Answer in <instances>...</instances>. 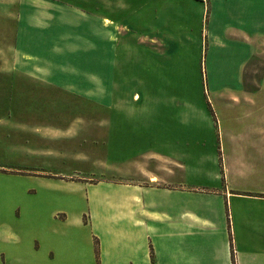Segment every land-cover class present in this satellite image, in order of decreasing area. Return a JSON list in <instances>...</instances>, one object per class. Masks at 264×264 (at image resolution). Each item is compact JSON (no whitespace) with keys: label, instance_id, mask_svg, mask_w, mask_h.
I'll list each match as a JSON object with an SVG mask.
<instances>
[{"label":"crops","instance_id":"obj_1","mask_svg":"<svg viewBox=\"0 0 264 264\" xmlns=\"http://www.w3.org/2000/svg\"><path fill=\"white\" fill-rule=\"evenodd\" d=\"M15 4L13 44L18 50L34 41L48 45L57 36L75 48L72 61L89 68L78 76L91 79L92 88L98 89L104 78L100 63L108 64L107 77L153 79L154 87L129 91L139 96L140 109L157 94L158 102L165 95H194V78L203 77L199 105L211 110L215 100L225 110L238 109L230 121L243 129L228 133L219 120L221 153L141 155L154 159L156 169L141 163L132 172L141 179L114 182L94 180L81 168L83 152L77 146L84 141L82 131L74 136L72 159L52 156L47 147L37 150L35 140L15 141L12 130L9 143L0 141V264H152L151 254L153 264H232V256L234 264H264V67L259 68L264 65V0ZM100 41L114 54L100 55ZM28 56L24 62L34 61ZM14 63L9 73L18 75V58ZM248 72L249 87L244 81ZM190 100L182 102L189 106ZM162 109L159 105L158 123L124 118L122 131L108 132L105 139L112 143L121 134L128 142L189 143L200 130L203 139L205 132L214 139L210 115L200 122L190 118V109L186 115L174 105L163 114ZM243 110L252 113L239 114ZM95 131L92 141L100 137ZM190 159L191 167L185 165ZM52 161L62 167H53Z\"/></svg>","mask_w":264,"mask_h":264},{"label":"rangeland","instance_id":"obj_2","mask_svg":"<svg viewBox=\"0 0 264 264\" xmlns=\"http://www.w3.org/2000/svg\"><path fill=\"white\" fill-rule=\"evenodd\" d=\"M15 2L16 0H0V141L9 143L12 138L10 137L11 132L15 130V137L13 136L15 141L35 140L37 147L38 145L39 147H47L52 156L58 155L61 158L70 157L74 159V152L76 151L74 150L76 146L74 136L79 130L85 136L84 141L77 146V150L83 152L84 166L81 168L91 173L94 180L138 181L141 178L132 172L138 170L139 164L142 163L152 171L156 169L154 159H143V157L138 156L145 154L165 155L171 151H188L198 154L204 152L221 153L219 120L222 122L223 131H228V133L234 134L237 130L243 129L235 127L234 123L231 122L237 117L238 109L228 106L225 110L224 105L215 100L213 101L214 108L211 110L207 106L199 105L201 88L205 93L203 77L194 78V87L197 90L194 91V95L180 94L172 98L165 95L162 96V101L158 102L157 94L151 96L146 106L140 109L139 96L135 97L133 94H129V91L140 85L154 87L155 80L153 79L143 83L134 79L125 82L118 76L115 78L107 77L106 67L108 64L100 63V72L103 71L104 78L100 76L98 89L95 88L96 85H93L92 88L91 79L78 76L80 71H89V68L86 70L79 59L78 62L76 61L77 63H74L70 54L75 48L64 46L57 36L49 41L48 45L34 41L29 46L23 45L18 50L13 44L14 25L12 16L17 9ZM102 44L103 42L100 44V55L114 54L112 49H107ZM25 53L26 55H24ZM28 54L33 56L31 59L34 61L24 62L25 57H29ZM17 58L19 74L13 75L9 73V70L12 65H15L14 60ZM262 66L264 67V65L259 64V68ZM121 69V64H117L116 71L121 72ZM246 74L248 75L245 76L244 81L246 82L245 85L249 87L252 78L249 72ZM176 75L179 73L176 72ZM256 80L255 78L254 81L256 82ZM176 81L183 85L181 79ZM234 81L233 79L232 82L234 83ZM94 82L95 80H93ZM124 83L126 89H123ZM182 99H191L189 106H185ZM159 105L163 107L162 114L166 112L165 109H169L172 105L176 111L185 115L190 109L192 112L190 118H195L200 122L208 119L210 115L216 125L214 139L210 141L211 138H208L206 132L203 139L201 130L198 133V139L191 140L189 143L181 140L177 143L141 142L138 140L128 142V138H124L121 134L115 137V141L113 140L114 137L112 139L111 136L109 139L113 140L112 143L105 139V137L108 138V132L111 134L114 131L115 134L116 131L117 133L122 131L121 124L124 118L134 120L147 118L158 123ZM244 112L248 116L252 113L251 110H243L239 114L244 115ZM97 124L100 125L98 128L96 127ZM97 129L100 131V137L97 141H92L91 136L98 134L95 131ZM204 140L208 141L204 142ZM39 147L37 150H40ZM128 152L133 154L131 155L133 156L132 159H128ZM1 154L0 152V157ZM112 154H114L113 158L110 156ZM5 159L10 160L9 154ZM182 161L178 160L179 163ZM192 161L191 159L188 163L185 161V165L191 167ZM50 163L55 168L62 167L61 164H56L53 161ZM124 165L127 166L126 171L122 170ZM110 166L113 167L111 172H102ZM75 167V170L80 169L76 165ZM63 168L69 171L70 166L67 165ZM132 168L134 170H131ZM222 177L225 185L224 173Z\"/></svg>","mask_w":264,"mask_h":264},{"label":"trees","instance_id":"obj_3","mask_svg":"<svg viewBox=\"0 0 264 264\" xmlns=\"http://www.w3.org/2000/svg\"><path fill=\"white\" fill-rule=\"evenodd\" d=\"M151 263L153 264V257H152V254H151ZM232 264H234L233 256H232Z\"/></svg>","mask_w":264,"mask_h":264},{"label":"bare ground","instance_id":"obj_4","mask_svg":"<svg viewBox=\"0 0 264 264\" xmlns=\"http://www.w3.org/2000/svg\"><path fill=\"white\" fill-rule=\"evenodd\" d=\"M150 38V37H149Z\"/></svg>","mask_w":264,"mask_h":264}]
</instances>
